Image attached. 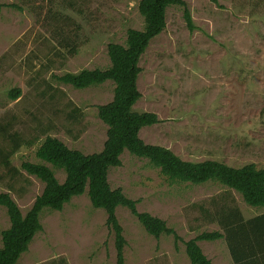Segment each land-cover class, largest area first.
I'll return each mask as SVG.
<instances>
[{
	"label": "rangeland",
	"instance_id": "rangeland-1",
	"mask_svg": "<svg viewBox=\"0 0 264 264\" xmlns=\"http://www.w3.org/2000/svg\"><path fill=\"white\" fill-rule=\"evenodd\" d=\"M139 1L0 0V126L7 130L0 132V149L9 151L11 138L19 142L10 158L15 175L0 166V192L22 214L44 185L21 164L42 163L35 151L46 137L85 155L102 150L107 128L97 107L111 102L114 84L77 90L56 77L108 68V45L123 46L127 30L144 27ZM182 1L193 31L186 28L182 8L169 7L165 29L138 63L140 99L133 111L154 113L160 120L142 128L139 137L183 161L264 169V0ZM13 89L20 90L15 100L8 97ZM120 161L108 172L110 188L121 189L138 202V212L163 220L179 237L154 238L126 208L118 207L124 264H190L184 243L204 232H221L212 221L223 202L237 206L244 219L264 213L217 183L170 181L146 159L126 151ZM47 166L64 181L62 171ZM40 224L41 231L16 264H115L106 214L91 206L86 192L61 211L44 209ZM8 227L0 207V247L1 232ZM214 242L197 244L203 253ZM208 253L215 264H231L211 247Z\"/></svg>",
	"mask_w": 264,
	"mask_h": 264
},
{
	"label": "trees",
	"instance_id": "trees-1",
	"mask_svg": "<svg viewBox=\"0 0 264 264\" xmlns=\"http://www.w3.org/2000/svg\"><path fill=\"white\" fill-rule=\"evenodd\" d=\"M172 6L182 8L186 28L193 31L190 13L182 0H140L138 12L144 27L127 30L123 46L108 45V68L85 69L56 77L59 83L77 90L106 81L114 84L111 102L97 107V117L107 128L106 140L100 152L85 155L67 148L56 138L46 137L35 151V157L42 163L21 164V169L40 180L44 187L25 214L7 193L0 192V207L5 209L9 220V227L1 232L0 264H16L27 252L34 236L42 229L40 214L44 209L61 211L72 198L85 192L91 206L106 214V224L114 236L115 264H124L126 245L115 215L118 207L126 208L150 236L171 235L177 241L179 237L163 220L138 212L137 201L127 198L119 188H110L108 172L121 165L120 156L124 151L146 159L170 181L191 185L217 183L240 195L246 205L264 208V169H258L254 164L233 168L213 160L183 161L169 149L146 144L139 137L142 128L156 125L160 120L154 113L133 111L140 99L136 84L141 72L138 63L150 42L165 29L166 10ZM2 7L0 5V10ZM19 96V89L8 93L11 100ZM6 131L0 126V132ZM10 141L9 151L0 149V166L15 175L10 158L18 150L19 142L12 138ZM47 164L65 174L63 182L56 179L54 170ZM214 217L212 222H216L222 232H204L184 243L190 264H212L197 242L219 239L225 241L233 264H264V213L244 219L237 206L223 202Z\"/></svg>",
	"mask_w": 264,
	"mask_h": 264
},
{
	"label": "crops",
	"instance_id": "crops-1",
	"mask_svg": "<svg viewBox=\"0 0 264 264\" xmlns=\"http://www.w3.org/2000/svg\"><path fill=\"white\" fill-rule=\"evenodd\" d=\"M249 219H250V218H249ZM221 232H222V231H221ZM214 243L217 244V245H214V244H211V245H213V246H211V245H206V246H205V250H203V254L207 257V259L210 260V258H209V253L207 254V249H208L209 247H211V248L214 249V252H215V253H221V255H224V254H225L226 257L229 258L231 264H233L232 261H231L230 255H229V251H228L227 246H226V244H225V241H224L223 239H219V240H216V242H214ZM218 244H222V245L220 246V245H218ZM198 246H199V245H198ZM223 246H224V250H223ZM218 259H219V257L216 258V260H218ZM210 261H211V260H210ZM211 263H212V264H215V263L212 262V261H211Z\"/></svg>",
	"mask_w": 264,
	"mask_h": 264
}]
</instances>
